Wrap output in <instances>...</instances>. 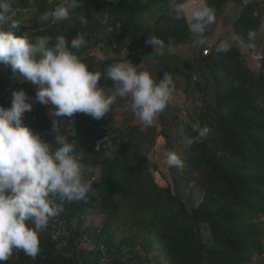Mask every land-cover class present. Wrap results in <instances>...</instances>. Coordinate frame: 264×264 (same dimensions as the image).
I'll return each mask as SVG.
<instances>
[{"label":"trees","instance_id":"trees-1","mask_svg":"<svg viewBox=\"0 0 264 264\" xmlns=\"http://www.w3.org/2000/svg\"><path fill=\"white\" fill-rule=\"evenodd\" d=\"M9 2L11 21L19 24L13 29L17 36L28 29L31 34L26 37H48L54 43L57 36L70 42L82 33L86 41H96L95 45L106 43L104 59L85 62L89 70L99 68L100 85L106 92L113 87L106 68L128 59L129 54L119 49L126 45L135 50L138 65L150 56L161 59L162 78L165 71L170 73L175 91L184 87L189 92L194 71L201 72L203 86H198L200 98H195L193 118L164 110L149 128L150 138L144 145L150 148L146 150L137 144L140 124L128 126L127 133L106 129L109 122L116 123L115 110H125L122 100L100 120L87 114L56 118L51 105L40 106L36 113L32 105L23 123L31 129L38 126L42 139L54 142L52 120H57L61 133L91 166L90 178L100 177L92 183L86 200L63 202V211L40 234V253L35 259L14 250L5 264H102L106 259L109 264H157L156 260L164 264H253L264 252V223L260 221L264 214V0L246 6L243 0H205L216 20L230 2L240 6L239 18L227 36L213 45L205 63L197 59L183 67L165 55L174 47H188L191 37L187 25L174 27L185 20L166 22L171 15L170 0H79L80 7L71 18L56 23L39 17L60 0ZM154 4L164 11L159 10L160 21L153 26L141 18ZM249 29L258 31L253 42L247 38ZM152 36L160 38L164 47L147 44ZM223 40L232 44L226 54L216 51ZM72 51L81 59L86 55L82 48ZM21 88L35 100V86L22 82L10 66L0 65V106L11 107L13 90ZM193 123L208 132L201 142L188 147L182 136L191 131ZM166 151L178 154L182 169L166 165ZM160 163L165 171L159 169ZM87 217L106 221L96 226L88 224ZM110 225L125 228L131 235L125 233L119 244L104 239ZM59 231L55 242L53 235ZM104 242L105 254L99 250Z\"/></svg>","mask_w":264,"mask_h":264},{"label":"clouds","instance_id":"clouds-1","mask_svg":"<svg viewBox=\"0 0 264 264\" xmlns=\"http://www.w3.org/2000/svg\"><path fill=\"white\" fill-rule=\"evenodd\" d=\"M247 4L243 0L242 5ZM78 7L79 0H60L53 10L41 14L39 19L48 21L51 18L53 23L67 21ZM11 11L9 0H0V65L10 66L12 73L22 82L34 85L36 92L34 100L22 88L13 90L11 107L0 106V264H5L14 250L23 251L35 259L40 253V234L47 228L49 220L63 211V202L86 200L93 191L92 183L100 177L98 174L96 178H90L91 166L83 162L73 143L61 133L57 120H52L54 142L42 139L38 126L31 129L23 123L24 113L31 111L32 105L35 113L40 106L51 105L56 118L87 114L100 120L110 112L116 99L121 98L126 100L123 101L126 102V111L130 110L144 126L151 127L169 105L175 91L173 78L167 71L157 81L145 69L144 62V69H141L134 60L137 55L132 52L135 50L126 45L119 49L129 54L128 59L106 68V76L113 82V87L106 92L100 85L101 73L89 70L88 65L72 51L86 47V43L92 41H86L82 33L70 42L62 35L57 36L54 43L48 37L17 36L13 29L19 24L11 21ZM170 14L166 22L172 19L186 21L184 23L193 37V48L202 47L193 54L194 59L205 63L210 56L203 60L201 55L206 49L212 53L214 45L203 47L209 43L205 35L208 28L216 21L214 9L206 2L170 0ZM80 19L85 22L84 17ZM181 24L174 27H181ZM170 27L173 29V24ZM229 31L231 29L227 28V33ZM222 34L219 32L218 36ZM257 36V30H248L250 42ZM146 43L154 48L164 47V42L156 36L148 37ZM95 44L96 41L92 45L99 52L104 49L102 44L106 45L102 42ZM231 47L230 41L223 40L216 51L226 54ZM178 48L190 49L188 46L172 50L176 53ZM109 123L106 129L111 131L112 124ZM207 132L206 127L193 123L191 131L182 136V142L190 147L201 142ZM164 156L168 167L183 168L181 158L174 151H166ZM260 221L264 223V214ZM60 234V231L55 233L53 241L57 242ZM106 238L108 235L104 236ZM99 250L105 254L107 244L101 243ZM253 264H264V252L254 258Z\"/></svg>","mask_w":264,"mask_h":264},{"label":"rangeland","instance_id":"rangeland-1","mask_svg":"<svg viewBox=\"0 0 264 264\" xmlns=\"http://www.w3.org/2000/svg\"><path fill=\"white\" fill-rule=\"evenodd\" d=\"M200 3H202V2H200ZM160 9H161V6L159 4H154L151 7V10H145V13L143 14L141 20L147 22L148 24H152L154 26L156 24V22H157V19L159 18L160 12L162 10L164 11V9H162V10H160ZM159 10H160V12H159ZM239 10H240V7H237L236 4H232L231 5V2H230V3L224 5V8L221 10L219 15H222V18L224 16H229V15H233V16L236 17L238 15ZM150 11H154L156 13L152 14ZM230 11H231L232 14H230ZM27 17H24V19H26ZM235 17L231 18L230 20H233V19L235 20ZM226 19H228V18L226 17ZM234 20L231 21V22H229V21L220 22V25H219L218 29L216 30L215 35L212 37V40L211 41L209 40V43L207 45L203 46V47L215 44L220 39V37H222L223 35L227 36V34H228L227 33V28H228V30L231 29L230 27L233 24ZM183 25H187V23L181 24V26H183ZM214 26L215 25H213L211 27H214ZM24 30H25L24 35H30L31 34L30 30H28V29H24ZM219 32H223V34L221 36L220 35L218 36ZM230 39H232V37H230ZM102 46L104 47V49H102L103 51L99 52V51L95 50V46L92 45V42H87L86 43V47H82V49L87 52V54L82 58V60L84 62H86L88 59L94 58L95 62H97L99 60H102V58L104 59L105 54L107 52V50H106L107 47H106V45L104 46L103 44H102ZM201 48L202 47H197L196 51L197 50H201ZM89 52H90V55H88ZM180 52L184 53V54H188L189 53V55L192 54L191 52H189L188 50H185L184 48L180 49ZM149 54L150 53H148V55ZM150 58H151V56H150ZM170 58H174V60L176 62L175 64L178 67L185 66V57H181L180 55H177L174 52L173 56H170ZM189 58L192 61L194 60L191 57H189ZM134 60L138 62V56H136V58ZM141 69H144V66L141 65ZM145 69H147L151 73H154L155 74L154 77L157 79V81L162 78V74L158 75L160 70L155 68L154 66L149 65V67H147ZM206 70L209 71L207 66H206ZM91 71L99 72L100 70H99L98 67L95 66L93 68V70H91ZM195 76H196V79H194ZM172 78L174 79V77H172ZM176 79L177 78H175V84L177 83ZM202 80L203 79H202L201 72L200 71H194L193 75L191 76L192 83H191V87L189 89V92L184 90V87H181V90L175 91L173 93L172 99L169 102L170 106H167V108L165 110H167L171 114H177V113L180 114V112H181L180 115L186 116L188 114V115H190L189 118H193L192 117V114H193L192 110H193V108L195 106H197L195 98L196 97L200 98V90H199L198 86L201 87ZM202 86H203V84H202ZM194 91H196L195 94H193ZM188 97H190V99ZM121 100H122V102L126 101L125 99L117 98L115 103L111 106V108L116 105L117 101H121ZM184 112H186V113H184ZM113 115H115L116 123L111 122V124H112L111 125V128H112L111 131L112 132H114V131L115 132H119L120 131V132L124 133L126 131V133H127L128 132L127 131L128 126L140 124L139 126L142 127V128H138V130L136 131V133L138 134L137 144L141 148H144L145 150L150 148V146L144 145L145 141L148 140V138H150V134H149L150 133L149 132V128L150 127L144 126L142 124V122L139 120V118L136 117L130 110L126 111V110L116 109ZM66 118L69 119V117H66ZM171 120L172 119H170V121H168L167 124H170ZM168 131H169V128L167 127L166 130L164 131V135H166L168 133ZM113 149L114 148L112 147L111 151ZM147 153H148V151L146 152V154ZM158 167H159V169L162 168V170L165 171V168L163 167V163H160ZM105 219L106 218H104V217H102V218H99V217H95V218L94 217L93 218L87 217L86 218L88 224H94L96 226H101L106 221ZM106 233H107L106 235H108L109 238L114 240V243H116V244H119L120 241L125 237V233H126V235L129 234L125 228L119 227V229L117 230L116 225H110V227L108 228ZM129 235H131V234H129ZM156 252L159 253V251H156ZM126 254H127V251H126ZM142 254H143V256H145L144 253H142ZM127 258H129V257L126 255V260H127ZM151 259L154 260L155 258L151 257ZM111 261H113V258L110 259V262ZM156 262H157V264H164L162 260H156ZM102 264H109V262H107V260H104L102 262Z\"/></svg>","mask_w":264,"mask_h":264},{"label":"crops","instance_id":"crops-1","mask_svg":"<svg viewBox=\"0 0 264 264\" xmlns=\"http://www.w3.org/2000/svg\"><path fill=\"white\" fill-rule=\"evenodd\" d=\"M198 1H200V2H205V0H198ZM232 4H236V3H234V2H231V5ZM237 5V7H240L238 4H236ZM145 13V12H144ZM143 13V14H144ZM143 14H142V16H143ZM230 14H232L231 13V11H230ZM226 17L228 18V19H226ZM233 17H235V16H233V15H229V16H224L223 18H222V15H220V17H219V19L218 20H216L215 21V23L214 24H212L211 26H213V25H215L214 27H209L208 28V30H207V32H206V37L208 38V40H212V37L215 35V32H216V30L218 29V27H219V24H220V21L222 22V20L223 21H227V20H229V19H231V18H233ZM237 17H238V15L235 17L236 19H237ZM157 21H160L159 20V18L157 19ZM143 22H145V21H143ZM145 23H147V22H145ZM164 24H160V27L161 28H163L162 26H163ZM192 39H193V37H192V35H191V37L188 39V43H189V52H191L192 54L191 55H189V53L188 54H184V53H181L180 52V48H178V52H176V54L177 55H180L181 57H185V62H195V59H194V56H193V54H195L197 51H196V49L197 48H193V46H192ZM183 48V47H182ZM199 51V50H198ZM175 52V51H174ZM173 50L171 51V52H168V53H166L165 55L166 56H173ZM189 57H191V58H193L194 60L192 61ZM154 58V57H153ZM161 59H159L158 57H156V59L155 60H152V58L150 59V57H148V58H146L145 60H144V63H143V65H146V67H149V65H151V66H154L155 68H157V69H159L160 70V67H159V61H160ZM171 62H173L174 61V58H171V60H170ZM153 74V76L155 75L154 73H152ZM160 74H162V72L161 71H159V73H158V75H160ZM160 77V76H159Z\"/></svg>","mask_w":264,"mask_h":264},{"label":"built area","instance_id":"built-area-1","mask_svg":"<svg viewBox=\"0 0 264 264\" xmlns=\"http://www.w3.org/2000/svg\"><path fill=\"white\" fill-rule=\"evenodd\" d=\"M253 1H257V0H246V3H250V2H253ZM211 54V50L209 49H206L204 50V52L202 53L201 57L203 60L207 59ZM196 79V78H194Z\"/></svg>","mask_w":264,"mask_h":264}]
</instances>
